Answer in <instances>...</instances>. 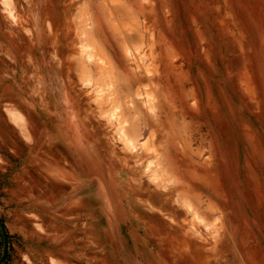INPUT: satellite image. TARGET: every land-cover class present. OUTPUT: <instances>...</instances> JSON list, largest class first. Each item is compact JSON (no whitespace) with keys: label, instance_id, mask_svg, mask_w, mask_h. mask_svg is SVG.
Returning a JSON list of instances; mask_svg holds the SVG:
<instances>
[{"label":"rangeland","instance_id":"1","mask_svg":"<svg viewBox=\"0 0 264 264\" xmlns=\"http://www.w3.org/2000/svg\"><path fill=\"white\" fill-rule=\"evenodd\" d=\"M0 218L1 264H264V0H0Z\"/></svg>","mask_w":264,"mask_h":264},{"label":"bare ground","instance_id":"2","mask_svg":"<svg viewBox=\"0 0 264 264\" xmlns=\"http://www.w3.org/2000/svg\"><path fill=\"white\" fill-rule=\"evenodd\" d=\"M121 130V134L123 135V137H125V142L128 141H133L135 139V131H136V125L131 122V123H127V119L124 120L123 125H122V129L120 127ZM130 132V133H129ZM133 132V133H132ZM124 140V139H123ZM154 159H152L153 161ZM149 163V162H148ZM153 164V163H152ZM137 165V164H136ZM146 167V166H145ZM146 169V170H145ZM144 170L147 171V168H145ZM152 173V172H151ZM150 177V176H149Z\"/></svg>","mask_w":264,"mask_h":264},{"label":"water","instance_id":"3","mask_svg":"<svg viewBox=\"0 0 264 264\" xmlns=\"http://www.w3.org/2000/svg\"><path fill=\"white\" fill-rule=\"evenodd\" d=\"M0 228L3 234V239H4V247H3V253L2 256L0 258V264L5 262L7 256H8V248H9V237L5 228V225L3 223V221L0 218Z\"/></svg>","mask_w":264,"mask_h":264}]
</instances>
